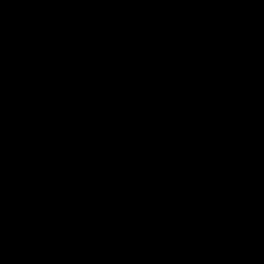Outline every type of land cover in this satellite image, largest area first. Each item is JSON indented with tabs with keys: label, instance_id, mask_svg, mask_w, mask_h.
<instances>
[{
	"label": "trees",
	"instance_id": "trees-1",
	"mask_svg": "<svg viewBox=\"0 0 264 264\" xmlns=\"http://www.w3.org/2000/svg\"><path fill=\"white\" fill-rule=\"evenodd\" d=\"M0 264H264V0H0Z\"/></svg>",
	"mask_w": 264,
	"mask_h": 264
},
{
	"label": "rangeland",
	"instance_id": "rangeland-1",
	"mask_svg": "<svg viewBox=\"0 0 264 264\" xmlns=\"http://www.w3.org/2000/svg\"><path fill=\"white\" fill-rule=\"evenodd\" d=\"M74 236H75V237L77 236V238L80 239V237H81V230H80L79 227H76V230H75ZM75 242H76V243H79V244H83V243H84V240H83V241H78V240L76 239Z\"/></svg>",
	"mask_w": 264,
	"mask_h": 264
}]
</instances>
